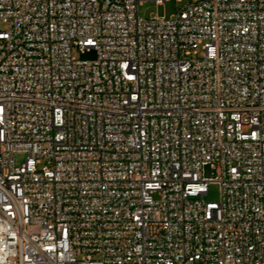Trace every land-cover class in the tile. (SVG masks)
I'll return each mask as SVG.
<instances>
[{
    "label": "built area",
    "instance_id": "obj_1",
    "mask_svg": "<svg viewBox=\"0 0 264 264\" xmlns=\"http://www.w3.org/2000/svg\"><path fill=\"white\" fill-rule=\"evenodd\" d=\"M144 1L0 0V264H264V0Z\"/></svg>",
    "mask_w": 264,
    "mask_h": 264
},
{
    "label": "rangeland",
    "instance_id": "obj_2",
    "mask_svg": "<svg viewBox=\"0 0 264 264\" xmlns=\"http://www.w3.org/2000/svg\"><path fill=\"white\" fill-rule=\"evenodd\" d=\"M184 3H177L175 0H169L162 3V5H157L154 1H144L138 7V15L143 19H148L152 16L164 17V19H169L177 12V8L181 7ZM79 58L83 61H94L96 59V53L94 50L85 51L84 54L80 55ZM26 155L18 154L15 157L17 165H22ZM206 177H211L210 169L206 168ZM156 200V196H154ZM204 202L207 204H217L219 203V187L217 184H211L208 187V192L204 196Z\"/></svg>",
    "mask_w": 264,
    "mask_h": 264
}]
</instances>
